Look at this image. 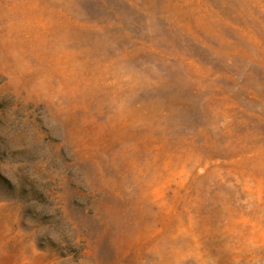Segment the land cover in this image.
Segmentation results:
<instances>
[{"label":"rangeland","instance_id":"374dc122","mask_svg":"<svg viewBox=\"0 0 264 264\" xmlns=\"http://www.w3.org/2000/svg\"><path fill=\"white\" fill-rule=\"evenodd\" d=\"M0 264H264V0H0Z\"/></svg>","mask_w":264,"mask_h":264}]
</instances>
